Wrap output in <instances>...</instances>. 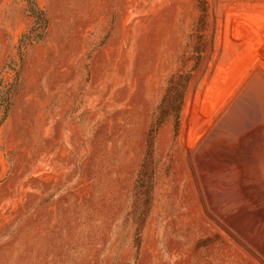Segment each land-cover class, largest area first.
<instances>
[{"label":"rangeland","instance_id":"1","mask_svg":"<svg viewBox=\"0 0 264 264\" xmlns=\"http://www.w3.org/2000/svg\"><path fill=\"white\" fill-rule=\"evenodd\" d=\"M38 1L31 40L0 0V264H264V0Z\"/></svg>","mask_w":264,"mask_h":264},{"label":"trees","instance_id":"2","mask_svg":"<svg viewBox=\"0 0 264 264\" xmlns=\"http://www.w3.org/2000/svg\"><path fill=\"white\" fill-rule=\"evenodd\" d=\"M27 2H28V11H29L30 15L34 18V25L31 28V30L28 32L27 38L31 39V40H33V39H42L44 37V35L46 34V30L48 28V14H47V11L42 6H40L38 0H27ZM201 11H202V19H201L200 28H201V30H203L204 25H205V23H204L205 22V17H206L205 3H204V5L201 4ZM196 51L198 53V58H197V61H196V64L194 65V67L190 70V72L181 73L179 75V78H182L184 80V82H182L181 90H180V94H179L180 103H179V105H178V107L176 108V111H175L176 118H177V123H176V131L177 132H178V127H179V114H180V111H181V108H182L184 94H185V92L187 90L189 82L191 81L192 77L194 76V73L196 72V70L199 67L200 56L202 55L204 49H203V47H200V45H197ZM163 119L164 118H162V120H160L156 124V128L153 127L151 129V131H150L151 144L153 143V139H154L153 133H155L157 131V128L159 127L160 123H162Z\"/></svg>","mask_w":264,"mask_h":264}]
</instances>
